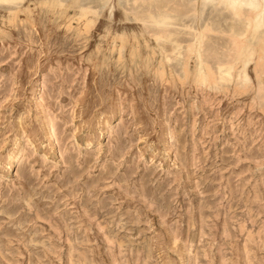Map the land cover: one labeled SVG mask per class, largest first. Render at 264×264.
<instances>
[{
    "label": "rangeland",
    "instance_id": "obj_1",
    "mask_svg": "<svg viewBox=\"0 0 264 264\" xmlns=\"http://www.w3.org/2000/svg\"><path fill=\"white\" fill-rule=\"evenodd\" d=\"M180 1L0 3V264H264V41L202 83L144 24Z\"/></svg>",
    "mask_w": 264,
    "mask_h": 264
},
{
    "label": "bare ground",
    "instance_id": "obj_2",
    "mask_svg": "<svg viewBox=\"0 0 264 264\" xmlns=\"http://www.w3.org/2000/svg\"><path fill=\"white\" fill-rule=\"evenodd\" d=\"M18 1L23 2L24 0H0V3L1 2L7 3V4L8 3H14V5H15V4H18V3H15ZM194 1H197V0H194ZM175 2H176V0H175ZM181 3L183 4V0ZM188 3H189V1H188ZM201 3H202V1H201ZM19 4H21V3H19ZM100 4H101V1H100ZM210 5L214 6L215 9L213 10L214 12H213V14H211L210 17H206L204 15V10ZM186 6H188V5H186ZM144 7H145V4H144ZM201 7H199V8L202 9V12L198 11L196 8L195 13H194V15L196 13H198V15L196 14L197 18H195V21H194V22H196L195 24L202 21V27L199 26L200 28H196V25L192 26V24H191V26H186L185 23L179 24L176 22V21H179V19L176 17H172L170 14L164 15L163 17L161 16L159 18H156L157 15L155 17L152 15L150 17L148 16L149 18H148V20L144 21V24L147 26L149 24H150L149 26L154 25V27L156 26V28L152 29L153 27L152 28L149 27L152 30L149 29L151 33H148V32L147 33L150 34L154 38V40L156 41V43L158 44L159 47L170 46L171 51H170V54H168L167 56L165 55L166 59L169 58L171 56V54L174 57L176 56L179 59L183 58L184 51L188 50L189 51L188 53H190L192 56H194V59L196 60V63L198 66L196 68L197 69L196 71H197L198 75L200 76L199 79H202V83L207 79L206 72L208 73V71L213 67V66H211L212 63L210 65L211 68H210V66L206 65V64H208L207 61L210 60L211 56H216L215 62H216V64H218V66H217L218 68H216L215 70H213V69H211V70H213V71L217 70L218 71V74L216 72V74L218 75V80H220L221 82L222 81L226 82L228 80V82H229V80L232 79L233 70L237 66L240 65V71L238 72L240 74L239 79H240V81L246 82L248 80L249 65L252 62L254 54L256 53V52L254 53V49L256 50L255 47L257 46V44H259L260 40L264 41V0H203ZM151 8H152V5H151ZM183 8L186 9L185 5ZM127 9H129V7ZM148 9H149V7H148ZM209 10H210V7H209ZM209 10L207 8L208 12H209ZM173 12H175V11H173ZM177 13L179 14L178 11H177ZM192 13L193 12H191V14ZM81 14H83V12ZM122 15H123V13H122ZM178 16H180V15H178ZM183 16H184V14H183ZM212 16H214V18H216L217 20L219 18L220 21L218 20L216 23H213L211 21ZM184 17H186V16H184ZM188 18H190L189 15H188ZM190 21H191V18H190ZM140 22H142V21H140ZM140 22H138V23H140ZM181 22H183V21H181ZM222 22H224V23L230 22V26H228V30L223 29V31L221 32L220 28L222 27ZM237 22H239V23L242 22L243 25L241 24L240 27H235V25L233 26V24L237 23ZM130 23H132V22H130ZM179 25H180V27H183L185 29L184 30L177 29L179 27ZM237 26H238V24H237ZM146 31H148V30H146ZM147 33H146V35H147ZM213 34L215 36L217 34L218 37H223L224 39H227V45L225 44L226 46H220V45L217 46L216 45L217 43H216L213 46L210 42L213 39V36H214ZM106 37H107V35H106ZM184 38H186V39L188 38L189 41L188 40L186 41V39H185L186 42L183 41ZM215 39L217 40V37H215ZM218 40H220V38ZM129 43H130V40H129ZM225 43H226V40H225ZM262 43H264V42H262ZM219 44H221V43H219ZM166 53H168V52L166 51ZM185 54H187V53L185 52ZM211 59H212V57H211ZM170 60H171V58H170ZM176 61H177V59H176ZM166 62H168V61H166ZM194 63H195V61H194ZM170 64H171V62H170ZM173 64L175 65V63H173ZM178 64H179V62H178ZM213 65H214V62H213ZM182 67H183V65H182ZM161 69H163V68H161ZM214 80H215V76H214ZM42 90H43V86L41 85L37 89L36 93L39 94ZM53 131H54L53 126L49 125L47 133H49L53 137V135H52ZM20 157H22L21 152H18L16 155H13L10 157L9 163H10L11 167L14 166V164L17 162V159Z\"/></svg>",
    "mask_w": 264,
    "mask_h": 264
}]
</instances>
